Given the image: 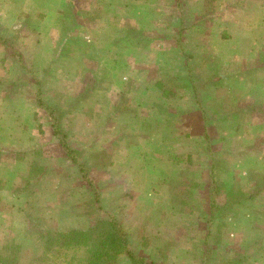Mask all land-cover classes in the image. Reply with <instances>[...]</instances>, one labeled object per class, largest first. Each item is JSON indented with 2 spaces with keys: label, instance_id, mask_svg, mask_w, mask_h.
Returning <instances> with one entry per match:
<instances>
[{
  "label": "rangeland",
  "instance_id": "rangeland-1",
  "mask_svg": "<svg viewBox=\"0 0 264 264\" xmlns=\"http://www.w3.org/2000/svg\"><path fill=\"white\" fill-rule=\"evenodd\" d=\"M92 258L264 264V0H0V264Z\"/></svg>",
  "mask_w": 264,
  "mask_h": 264
},
{
  "label": "trees",
  "instance_id": "trees-1",
  "mask_svg": "<svg viewBox=\"0 0 264 264\" xmlns=\"http://www.w3.org/2000/svg\"><path fill=\"white\" fill-rule=\"evenodd\" d=\"M57 133H58V132H57ZM62 142H63V146H65V148L68 149V154H69V155H70V153L72 154V153H73V150H71V149L69 148V146H68V142H66V141H64V140H62ZM73 160H74L75 163L77 162V160H76L75 158H73ZM31 176H34V174L30 173L29 177H31ZM215 205H216V204L214 203V204H212L211 207L214 208ZM64 234H65V232H64ZM57 235H63V234L57 233V234H55V235H51V237L49 238V241H50V242L55 241V239H57ZM65 236H66V237H64L63 239H61V241H63L62 244H65V242H66L65 239H66V238L69 239L70 236L74 237L71 241H75V242H77V241L80 240V239H81L80 241L85 242L86 240H85V239H82V238H81L82 236H85V238H87L86 235H84V232L82 233V232H80V231H75V230L68 231V232L65 234ZM58 237H59V236H58ZM116 239H117V238H116ZM112 241H113V240L109 239L108 236H107L105 242H104V240H103V241L101 242V244H99V246H102V248L104 247V248L108 249V248H109V245L112 243ZM117 241L120 243V242L122 241V238L117 239ZM127 254H128V256L132 259V261H135L134 254H133L132 252L127 251ZM93 258H94V256H93ZM93 258H92V260H90V264H95V262L93 261ZM98 260H99V259H98ZM110 261H111V260H108V262H104L103 264H108V263H110ZM140 263H143V261L141 260ZM99 264H101V261H100Z\"/></svg>",
  "mask_w": 264,
  "mask_h": 264
}]
</instances>
